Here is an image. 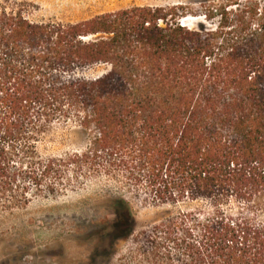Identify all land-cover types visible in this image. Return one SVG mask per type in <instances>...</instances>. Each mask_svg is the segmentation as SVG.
Segmentation results:
<instances>
[{
    "label": "trees",
    "instance_id": "trees-1",
    "mask_svg": "<svg viewBox=\"0 0 264 264\" xmlns=\"http://www.w3.org/2000/svg\"><path fill=\"white\" fill-rule=\"evenodd\" d=\"M58 123L84 147L44 157ZM94 176L157 205L201 203L157 225V264H264V0L76 23L33 22L0 0V206ZM112 206L108 234L126 238L131 203Z\"/></svg>",
    "mask_w": 264,
    "mask_h": 264
},
{
    "label": "rangeland",
    "instance_id": "rangeland-1",
    "mask_svg": "<svg viewBox=\"0 0 264 264\" xmlns=\"http://www.w3.org/2000/svg\"><path fill=\"white\" fill-rule=\"evenodd\" d=\"M2 1L33 22L76 23L133 6L184 4L200 9L208 0ZM107 70V66H95L81 74L96 77ZM75 129L71 124H55L41 138L40 154L61 157L80 151L84 141ZM122 186L112 178L94 176L56 195L32 196L25 206H0V264H157V225L201 203L157 205L152 198ZM118 197L130 201L135 224L131 235L115 240L114 231L111 236L108 232L115 217L112 200Z\"/></svg>",
    "mask_w": 264,
    "mask_h": 264
}]
</instances>
